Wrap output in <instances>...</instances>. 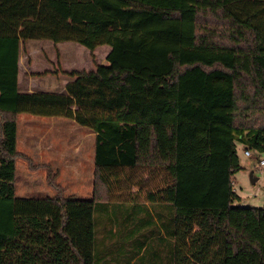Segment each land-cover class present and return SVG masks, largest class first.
Instances as JSON below:
<instances>
[{
  "label": "trees",
  "instance_id": "obj_1",
  "mask_svg": "<svg viewBox=\"0 0 264 264\" xmlns=\"http://www.w3.org/2000/svg\"><path fill=\"white\" fill-rule=\"evenodd\" d=\"M26 41L110 50L62 94L20 93ZM21 114L94 133L91 199L48 166L56 196L15 197ZM236 141L264 153V0H0V264H264V205L232 206ZM136 171L157 184L125 203Z\"/></svg>",
  "mask_w": 264,
  "mask_h": 264
},
{
  "label": "rangeland",
  "instance_id": "obj_2",
  "mask_svg": "<svg viewBox=\"0 0 264 264\" xmlns=\"http://www.w3.org/2000/svg\"><path fill=\"white\" fill-rule=\"evenodd\" d=\"M109 50L108 46L88 50L71 42L58 44L44 41L22 42L18 91L62 94L65 92V85L70 81L63 73L91 71L97 64L106 65L105 57ZM25 72L32 73L30 77L34 85H43L45 88L41 91L32 85L29 89L25 88L22 83ZM17 126V150L24 158L16 161L15 197L45 199L56 196V191L47 183V169L44 166H48L55 183L61 188L63 197L91 199L94 190L95 143V135L91 130L78 126L72 120L28 114L17 117ZM235 145L241 169L232 177L234 191L239 198L232 206L262 208L264 166L259 169L257 160L264 161V153L248 150L250 157H247L244 155L245 147L238 141ZM250 176L256 179L254 183H251ZM142 178L144 179L145 175L139 171L129 179L123 178L116 192L123 193L121 199H124L125 203L131 202L133 196L137 197V201H142L146 191L157 184L148 179L141 183ZM113 196L116 195L110 196L109 200L117 201ZM97 232L99 236L101 230L98 229Z\"/></svg>",
  "mask_w": 264,
  "mask_h": 264
},
{
  "label": "crops",
  "instance_id": "obj_3",
  "mask_svg": "<svg viewBox=\"0 0 264 264\" xmlns=\"http://www.w3.org/2000/svg\"><path fill=\"white\" fill-rule=\"evenodd\" d=\"M28 66H30V63L29 62H28ZM18 67H19V74H20V71H21V68H20V58H19V61H18ZM31 74L32 73H30V72L29 73L28 72H25L24 80L22 81V83L25 86V88L29 89L30 88V85H32V87L34 86L33 88H38L37 89L38 91L43 90L45 88L43 85L39 86V84H37V85H34L33 84V79L30 77ZM27 83H30V84H27ZM18 84H19V77H18ZM106 264H109V262L106 261Z\"/></svg>",
  "mask_w": 264,
  "mask_h": 264
},
{
  "label": "built area",
  "instance_id": "obj_4",
  "mask_svg": "<svg viewBox=\"0 0 264 264\" xmlns=\"http://www.w3.org/2000/svg\"><path fill=\"white\" fill-rule=\"evenodd\" d=\"M244 155L247 156V157H250V152L245 150L244 151ZM257 163H258V168L261 169L262 166H264V161H261V160H257ZM232 186L234 187V183L232 182Z\"/></svg>",
  "mask_w": 264,
  "mask_h": 264
},
{
  "label": "water",
  "instance_id": "obj_5",
  "mask_svg": "<svg viewBox=\"0 0 264 264\" xmlns=\"http://www.w3.org/2000/svg\"><path fill=\"white\" fill-rule=\"evenodd\" d=\"M251 177V176H250ZM251 183H254L256 179H253L252 177L250 178Z\"/></svg>",
  "mask_w": 264,
  "mask_h": 264
}]
</instances>
